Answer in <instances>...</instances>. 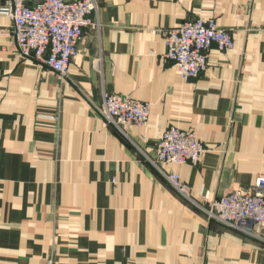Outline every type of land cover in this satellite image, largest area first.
<instances>
[{
	"label": "crops",
	"instance_id": "0c3cea01",
	"mask_svg": "<svg viewBox=\"0 0 264 264\" xmlns=\"http://www.w3.org/2000/svg\"><path fill=\"white\" fill-rule=\"evenodd\" d=\"M97 1L65 80L22 58L0 15V264H264V241L210 219L145 155L172 125L194 131L201 161L165 169L200 202L264 176V0ZM198 17L235 46L185 80L165 32ZM105 93L150 102L148 122L121 133Z\"/></svg>",
	"mask_w": 264,
	"mask_h": 264
},
{
	"label": "built area",
	"instance_id": "2783aa9c",
	"mask_svg": "<svg viewBox=\"0 0 264 264\" xmlns=\"http://www.w3.org/2000/svg\"><path fill=\"white\" fill-rule=\"evenodd\" d=\"M97 0H40L30 6L26 0L0 3V15L13 21V37L22 58H30L68 79L72 60L80 52L84 28L94 24L90 18L98 13ZM99 25V24H98ZM165 58L172 61L185 80L198 77L209 65L213 48H234L232 34L214 18L198 17L165 32ZM106 122L128 136L131 126L145 125L152 111L148 101L105 93L97 108ZM206 149L194 131L170 126L156 145L154 156L147 160L162 178L182 197L210 219L240 231L245 236L264 241V176L250 188H237L218 199L203 194L196 200L192 188L176 172H168L167 164H198ZM48 264H55L49 260Z\"/></svg>",
	"mask_w": 264,
	"mask_h": 264
},
{
	"label": "rangeland",
	"instance_id": "374dc122",
	"mask_svg": "<svg viewBox=\"0 0 264 264\" xmlns=\"http://www.w3.org/2000/svg\"><path fill=\"white\" fill-rule=\"evenodd\" d=\"M203 73V72H202ZM201 75V74H200ZM132 127V126H131ZM130 128V127H129ZM128 132V131H127ZM200 140V139H199ZM203 144V143H202ZM205 147V146H204ZM205 149L207 150V148L205 147ZM225 226V225H224ZM231 228V227H230ZM238 231V230H237ZM240 232V231H238ZM241 233V232H240ZM243 234V233H242ZM244 235V234H243ZM245 236V235H244ZM247 237V236H246Z\"/></svg>",
	"mask_w": 264,
	"mask_h": 264
}]
</instances>
